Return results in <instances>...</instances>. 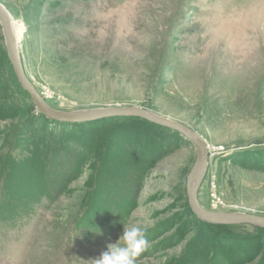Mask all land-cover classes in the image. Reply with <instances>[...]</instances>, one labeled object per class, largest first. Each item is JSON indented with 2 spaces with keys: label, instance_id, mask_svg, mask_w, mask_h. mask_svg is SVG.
<instances>
[{
  "label": "rangeland",
  "instance_id": "obj_1",
  "mask_svg": "<svg viewBox=\"0 0 264 264\" xmlns=\"http://www.w3.org/2000/svg\"><path fill=\"white\" fill-rule=\"evenodd\" d=\"M0 4L49 107L136 106L184 125L208 148L201 207L264 218V0ZM0 102V264H93L124 226L148 241L135 264H264V228L192 211L196 151L179 134L138 118L57 127L35 117L1 28ZM67 139L81 150L51 203L48 174L63 166L44 152Z\"/></svg>",
  "mask_w": 264,
  "mask_h": 264
},
{
  "label": "water",
  "instance_id": "obj_2",
  "mask_svg": "<svg viewBox=\"0 0 264 264\" xmlns=\"http://www.w3.org/2000/svg\"><path fill=\"white\" fill-rule=\"evenodd\" d=\"M11 23H13L11 17L0 4V28L8 60L18 84L28 94L38 114L49 120L67 124L85 123L115 117L138 118L179 134L185 138L196 151V161L188 174L186 182L189 205L196 216L211 224L248 223L264 228V218L239 213H212L201 207L197 199V187L207 166L208 148L203 140L184 125L136 106L96 108L78 112H60L49 107L33 84L25 76L16 50L17 42L15 44L11 33ZM200 175L199 182L197 186H195V179Z\"/></svg>",
  "mask_w": 264,
  "mask_h": 264
},
{
  "label": "clouds",
  "instance_id": "obj_3",
  "mask_svg": "<svg viewBox=\"0 0 264 264\" xmlns=\"http://www.w3.org/2000/svg\"><path fill=\"white\" fill-rule=\"evenodd\" d=\"M147 244L141 228L124 226L119 239L108 245L107 251L94 260L93 264H135V258L145 250Z\"/></svg>",
  "mask_w": 264,
  "mask_h": 264
},
{
  "label": "trees",
  "instance_id": "obj_4",
  "mask_svg": "<svg viewBox=\"0 0 264 264\" xmlns=\"http://www.w3.org/2000/svg\"><path fill=\"white\" fill-rule=\"evenodd\" d=\"M0 106H3L2 102H0ZM35 114H36L35 117L47 122V118H45L44 116L38 114L37 112H35ZM48 123L52 124L49 121H48ZM55 125L57 127L58 126L60 127L61 125H66V126L72 127L74 124L55 123ZM154 126L157 127V128H160V126H156V125H154ZM160 129L166 131V128L162 127ZM64 143H65L64 146L66 148H61V147L55 148V146H53V145L51 146L53 149L55 148L54 149L55 153H50L51 152V148L44 152V161L47 160L48 164H62V166H63V168H61V166L59 165L58 169L53 170V172L57 173V175L54 176L55 173H53L52 176L50 174H48L49 175L48 179H51V181L52 180L54 181V182H52L50 184L47 183L48 187H49L48 188V193H49L48 194V197H49L48 200H50L51 203L56 201L61 195L60 189H62V187H63L62 183H63V179H65V175L64 174L67 173V172H65L66 165H63V164H77V162H78V160L74 157L73 149H78L79 150L80 147L78 145L75 146L74 142L71 143L68 139L65 140ZM62 149H63L64 152L62 151ZM64 149H66V150H64ZM55 177H56V179H55Z\"/></svg>",
  "mask_w": 264,
  "mask_h": 264
},
{
  "label": "bare ground",
  "instance_id": "obj_5",
  "mask_svg": "<svg viewBox=\"0 0 264 264\" xmlns=\"http://www.w3.org/2000/svg\"><path fill=\"white\" fill-rule=\"evenodd\" d=\"M11 33H12V36H13V38H14V42H15V44H16V42H17V39H18V36L20 35V33H21V30H20V28H18L17 26H15L14 25V23H11ZM17 50V49H16ZM201 175H202V173H201ZM201 175L199 176V177H197V179H195V186H197V184H198V182H199V179H200V177H201Z\"/></svg>",
  "mask_w": 264,
  "mask_h": 264
}]
</instances>
